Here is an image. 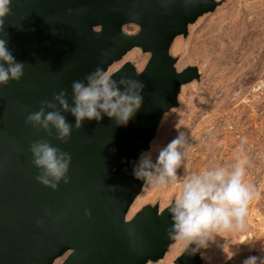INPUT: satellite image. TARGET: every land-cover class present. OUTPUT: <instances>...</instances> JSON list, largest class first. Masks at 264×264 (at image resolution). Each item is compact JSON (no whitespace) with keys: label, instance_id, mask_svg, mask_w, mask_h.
<instances>
[{"label":"water","instance_id":"95a60500","mask_svg":"<svg viewBox=\"0 0 264 264\" xmlns=\"http://www.w3.org/2000/svg\"><path fill=\"white\" fill-rule=\"evenodd\" d=\"M217 2L12 0L0 38L25 68L19 82L0 86V264H53L63 255L60 264H148L164 256L174 242L166 234L173 201L162 209L144 204L127 218L143 185L133 177V164L149 148L163 114L177 105L181 85L199 78L195 65L177 69L173 39L186 36L188 25ZM128 23L137 31H125ZM133 48L148 53L142 68L125 61L111 73L144 83L139 111L127 126L104 116L77 129L54 93L64 90L72 105L73 81L97 67L108 70ZM44 99L73 125L67 143L54 129L48 135L25 123ZM39 139L71 154L69 183L56 190L36 180L29 147ZM174 262L201 264V258L183 249Z\"/></svg>","mask_w":264,"mask_h":264},{"label":"rangeland","instance_id":"374dc122","mask_svg":"<svg viewBox=\"0 0 264 264\" xmlns=\"http://www.w3.org/2000/svg\"><path fill=\"white\" fill-rule=\"evenodd\" d=\"M216 1L213 11L188 25L186 36L173 39L170 54L177 58V69L195 65L199 78L181 85L177 105L163 114L149 148L152 146L155 159L157 150L177 135V129L185 131L189 146L187 159L178 169L181 175L216 164H234L242 149L244 180L255 192L246 228L221 232L217 242L204 250L211 261L199 253L201 264H242L248 256L264 251V0ZM123 29L135 32L138 26L128 23ZM147 57L148 53L133 48L108 71L125 61L141 69ZM179 194V185L174 191H154L143 184L126 217L148 203L157 202L162 209ZM182 250L174 241L162 258L148 264H175ZM232 252L235 254L228 259ZM63 258H56L53 264H60Z\"/></svg>","mask_w":264,"mask_h":264},{"label":"clouds","instance_id":"9594fccd","mask_svg":"<svg viewBox=\"0 0 264 264\" xmlns=\"http://www.w3.org/2000/svg\"><path fill=\"white\" fill-rule=\"evenodd\" d=\"M11 5L12 0H0V33L5 31V19L11 14ZM24 68L25 64L17 61L9 49L8 41L0 38V86H6L10 81L19 82ZM113 76L108 70L97 67L84 80L73 81L72 105H69L64 90L54 93L53 98L61 108L75 117L77 129L86 119L99 122L104 116L114 119L117 127L127 126L139 111L144 83L124 76L117 80ZM46 108L53 110L46 111ZM55 109V103L44 99L38 111L28 113L25 123L43 129L48 135H52L54 129L55 138L67 143L73 125ZM188 146L186 132L177 129V135L157 150L155 159L152 146L142 151L133 164L132 174L134 179L154 191H174L179 185L180 194L168 209L171 224L166 234L191 255L200 253L202 259L211 261L204 250L217 242L221 232H242L246 228L248 206L255 192L244 180L246 158L242 149L234 164H216L191 174H178L187 159ZM29 151L32 164L38 170L36 180L39 183L53 190L61 182L69 183L70 153L53 146L47 139L33 141ZM86 215L90 213L86 212ZM37 224L42 221L38 220ZM220 246L223 249V244ZM234 254L232 252L227 258L231 259ZM242 264H264V251L259 256H248Z\"/></svg>","mask_w":264,"mask_h":264}]
</instances>
